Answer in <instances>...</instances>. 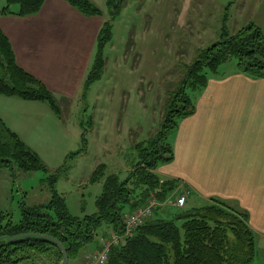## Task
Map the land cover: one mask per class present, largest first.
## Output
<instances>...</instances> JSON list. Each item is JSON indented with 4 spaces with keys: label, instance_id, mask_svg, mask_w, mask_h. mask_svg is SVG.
I'll return each instance as SVG.
<instances>
[{
    "label": "trees",
    "instance_id": "16d2710c",
    "mask_svg": "<svg viewBox=\"0 0 264 264\" xmlns=\"http://www.w3.org/2000/svg\"><path fill=\"white\" fill-rule=\"evenodd\" d=\"M46 0H6L1 14L29 17L38 14ZM81 14L102 16V11L90 0H66ZM12 5H18L12 10ZM110 20H106L97 36V50L93 66L84 84L85 92L100 79L106 66L104 47L112 39L113 20L124 6V0H109ZM236 58L238 68L247 74L264 78V34L251 23L234 34L224 29L223 38L202 49L187 66L185 75L167 91L163 119L158 132L144 142H134L138 160L124 180L109 174L104 180L102 194L97 198V212L84 218L73 216L55 184L62 169L47 179L52 198L36 206H24L23 218L14 223L8 214L0 213V237L20 233H42L53 236L68 248L69 257L93 241L98 229L109 228L123 241L112 244L107 264H254L257 255L256 235L249 224V216L221 199H211L205 205L183 211L156 209L130 237L124 236L127 214L143 207L155 197L164 202L179 186L178 179H165L158 174L159 166L175 158L169 137L179 127V121L196 110L195 97L188 90L200 92L208 81V72L217 73L219 66ZM0 96L47 103L61 119L62 107L54 92L39 78L25 70L18 62L9 36L0 27ZM83 134V142L87 138ZM71 154L70 158L83 152ZM10 169L15 176L36 171L48 172L47 164L0 117V169ZM107 166L100 164L91 182L105 177ZM160 209V207H159ZM106 238V239H107ZM103 239L98 249H102ZM57 249L52 241L38 238L0 240V264H34L36 256L50 255ZM98 251V250H97Z\"/></svg>",
    "mask_w": 264,
    "mask_h": 264
},
{
    "label": "rangeland",
    "instance_id": "374dc122",
    "mask_svg": "<svg viewBox=\"0 0 264 264\" xmlns=\"http://www.w3.org/2000/svg\"><path fill=\"white\" fill-rule=\"evenodd\" d=\"M90 1L102 11V16L93 17L89 23L98 36L103 23L111 17L109 0ZM5 5L6 0H0V11ZM11 9L17 10L18 5ZM251 23L257 24L264 34V0H124L112 22V39L104 47L106 66L101 78L86 92L88 75L84 81L80 73L78 78L63 83L69 97L53 91L62 107V118L47 103L40 102L51 111L52 118L39 112L31 121L33 127L19 134L38 152L48 172L15 176L10 169L1 168L0 213L19 223L24 206L51 200L46 178L59 169L63 172L55 189L65 198L69 212L79 218L96 213L106 176L118 174L121 180L128 177L138 160L134 142L147 141L158 132L167 91L179 83L187 66L202 49L220 41L224 29L234 34ZM64 24L67 29L75 28L70 19ZM236 65V58H232L219 66L218 74ZM3 74L0 70V76ZM188 92L192 97L198 93ZM83 148V152L70 158ZM100 164L107 166L105 177L91 182ZM182 193L178 188L158 210L181 212L193 207L190 203L184 207L176 205ZM107 230L105 225L98 229L92 242L69 257V264H87V255L100 250L101 239L108 240L111 232ZM62 262L55 248L50 255L36 256L34 260V264Z\"/></svg>",
    "mask_w": 264,
    "mask_h": 264
},
{
    "label": "crops",
    "instance_id": "0c3cea01",
    "mask_svg": "<svg viewBox=\"0 0 264 264\" xmlns=\"http://www.w3.org/2000/svg\"><path fill=\"white\" fill-rule=\"evenodd\" d=\"M75 10L66 0H46L41 11L29 17L0 11V27L11 39L19 64L68 97L61 85L80 73L82 81L86 79L97 48V31L89 25L96 16ZM67 19L74 29L65 27ZM195 103V112L181 119L171 141L169 137L174 160L157 172L180 181L187 204L196 207L221 199L247 212L256 235L254 264H264V78L237 65L221 75L211 73ZM0 107L2 120L18 134L33 127L39 112L52 118L37 101L0 96Z\"/></svg>",
    "mask_w": 264,
    "mask_h": 264
},
{
    "label": "built area",
    "instance_id": "2783aa9c",
    "mask_svg": "<svg viewBox=\"0 0 264 264\" xmlns=\"http://www.w3.org/2000/svg\"><path fill=\"white\" fill-rule=\"evenodd\" d=\"M186 204L187 195L181 194L176 200V205L179 207H184ZM161 205V202H159L155 197H153L143 207L138 208L136 211L130 214H127L125 218L124 236H132L136 229L141 224H143L150 216H152L154 211L158 209ZM120 241H123V237L118 234H113L112 237L108 240L103 239L102 249L95 251L94 254L87 255V264H93V262H96L98 264H107L109 260L110 246L112 244H117Z\"/></svg>",
    "mask_w": 264,
    "mask_h": 264
},
{
    "label": "water",
    "instance_id": "95a60500",
    "mask_svg": "<svg viewBox=\"0 0 264 264\" xmlns=\"http://www.w3.org/2000/svg\"><path fill=\"white\" fill-rule=\"evenodd\" d=\"M30 237H38V238H42V239H46V240L54 242L62 252V256H63L62 264H69L68 248L64 245V243L62 241H60L59 239H57L53 236L42 234V233L30 232V233H20V234L14 235V236L0 237V240L3 238H7L10 241H15V240L20 239V238H30Z\"/></svg>",
    "mask_w": 264,
    "mask_h": 264
}]
</instances>
